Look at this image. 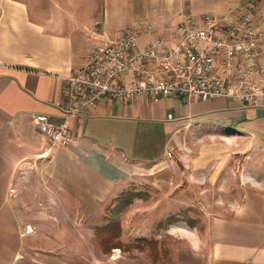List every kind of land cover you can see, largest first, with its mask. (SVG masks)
Listing matches in <instances>:
<instances>
[{
	"label": "crops",
	"instance_id": "obj_1",
	"mask_svg": "<svg viewBox=\"0 0 264 264\" xmlns=\"http://www.w3.org/2000/svg\"><path fill=\"white\" fill-rule=\"evenodd\" d=\"M248 1L0 0V264H154L147 252L101 249L96 229L114 200L133 183L174 180L161 166L193 130L246 136L264 149V106L229 98L102 100L71 121L68 146L32 121L62 124L65 79L117 31L136 25L145 45L170 37L184 15L225 13ZM258 14L264 30V0ZM247 180L224 189L220 198L230 199L204 219L203 232L169 227L185 243L175 264H264V176ZM151 203L131 205L122 240L128 229L152 224ZM70 246L91 253L65 258Z\"/></svg>",
	"mask_w": 264,
	"mask_h": 264
},
{
	"label": "built area",
	"instance_id": "obj_2",
	"mask_svg": "<svg viewBox=\"0 0 264 264\" xmlns=\"http://www.w3.org/2000/svg\"><path fill=\"white\" fill-rule=\"evenodd\" d=\"M260 5L261 0H249L225 13L184 15L170 37H156L145 45L138 26L117 31L96 45L84 66L65 79L63 94L68 103L62 124L33 115L34 125L53 143L68 146L71 121L102 100L229 98L247 108L264 106ZM128 74L131 79L124 81ZM172 153L168 151V157Z\"/></svg>",
	"mask_w": 264,
	"mask_h": 264
},
{
	"label": "rangeland",
	"instance_id": "obj_3",
	"mask_svg": "<svg viewBox=\"0 0 264 264\" xmlns=\"http://www.w3.org/2000/svg\"><path fill=\"white\" fill-rule=\"evenodd\" d=\"M173 151L170 157L172 161L169 165L161 166V169L174 180H160L153 184L133 183L111 204L110 209L113 211L108 210L106 213V219L120 221L123 230L129 209L136 200L152 201L150 205H157V217L149 227L128 229L123 240L121 232V250L127 252L125 249H129L127 253L130 255H139L141 252L150 254L149 247L142 239H156L159 251L163 249V255L167 254L165 264H175L176 251L185 244L177 236L168 234L170 226L196 228L203 232L204 219L215 215L216 208L230 199L220 198L224 189L237 182L250 184L247 180L249 177L264 176V149L255 147L246 136L193 130L182 136ZM165 174L163 177L166 178ZM135 246L140 248L137 250ZM73 253L74 258L76 255H87L91 250L70 246L65 248L64 257H71ZM27 261L21 264L35 263L34 260Z\"/></svg>",
	"mask_w": 264,
	"mask_h": 264
},
{
	"label": "trees",
	"instance_id": "obj_4",
	"mask_svg": "<svg viewBox=\"0 0 264 264\" xmlns=\"http://www.w3.org/2000/svg\"><path fill=\"white\" fill-rule=\"evenodd\" d=\"M108 210L109 212L113 211L110 208ZM106 220L107 222L104 225L97 227L96 235L100 241V246L103 252L109 253L116 248L122 249V243L120 241L122 228L120 221L115 220L113 218L108 219V217ZM161 226L162 224L160 225V227ZM142 240H144L146 242V245L149 247L151 252L150 255L154 264H165L164 262L168 260L166 257L167 254L165 256L163 255V253L161 252L163 249L159 251L158 240L156 239H151V240L142 239ZM135 248L139 249L140 247L135 246ZM125 250L129 251V249H125Z\"/></svg>",
	"mask_w": 264,
	"mask_h": 264
}]
</instances>
